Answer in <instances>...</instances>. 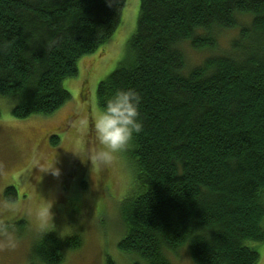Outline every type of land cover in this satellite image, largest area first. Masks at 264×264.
<instances>
[{
  "label": "trees",
  "instance_id": "1",
  "mask_svg": "<svg viewBox=\"0 0 264 264\" xmlns=\"http://www.w3.org/2000/svg\"><path fill=\"white\" fill-rule=\"evenodd\" d=\"M126 4L0 0V99L12 117H48L65 105L63 82L111 40ZM231 30L229 54L186 70L187 46L213 51ZM116 88L140 94L143 120L125 153L133 181L119 208L118 250L142 264H170L167 254L183 247L194 264H257L250 244L264 243V0H140L126 55L98 84L97 105ZM3 198L18 201L13 187ZM82 246L80 235L42 234L33 255L63 264Z\"/></svg>",
  "mask_w": 264,
  "mask_h": 264
},
{
  "label": "rangeland",
  "instance_id": "2",
  "mask_svg": "<svg viewBox=\"0 0 264 264\" xmlns=\"http://www.w3.org/2000/svg\"><path fill=\"white\" fill-rule=\"evenodd\" d=\"M139 8L140 0H127L111 40L80 59L77 75L63 82L71 98L53 115L17 120L11 115L12 104L0 99V264H41L33 244L42 234L80 235L82 248L67 255L63 264H142L118 250L124 236L119 208L133 181L126 150L103 164L93 159L99 145L85 157L98 109V84L123 61ZM236 36V30L221 31L213 51L196 52L187 46L186 70L229 54ZM8 187L17 192L15 204L3 198ZM250 246L259 254L257 264H264V243ZM167 258L170 264H194L188 247Z\"/></svg>",
  "mask_w": 264,
  "mask_h": 264
},
{
  "label": "clouds",
  "instance_id": "3",
  "mask_svg": "<svg viewBox=\"0 0 264 264\" xmlns=\"http://www.w3.org/2000/svg\"><path fill=\"white\" fill-rule=\"evenodd\" d=\"M140 104L141 96L136 90L116 88L98 106L92 126L100 146L95 154L98 163L110 162L114 155L130 148L134 138L143 132ZM48 219L51 222L50 209Z\"/></svg>",
  "mask_w": 264,
  "mask_h": 264
},
{
  "label": "flooded vegetation",
  "instance_id": "4",
  "mask_svg": "<svg viewBox=\"0 0 264 264\" xmlns=\"http://www.w3.org/2000/svg\"><path fill=\"white\" fill-rule=\"evenodd\" d=\"M89 136H90V141H88V144H89V147H90L89 151H91V149L93 151H95L97 149V147H98V143H97V141L95 139L94 133L90 132ZM87 148H88V146H87Z\"/></svg>",
  "mask_w": 264,
  "mask_h": 264
},
{
  "label": "bare ground",
  "instance_id": "5",
  "mask_svg": "<svg viewBox=\"0 0 264 264\" xmlns=\"http://www.w3.org/2000/svg\"><path fill=\"white\" fill-rule=\"evenodd\" d=\"M194 67V66H193Z\"/></svg>",
  "mask_w": 264,
  "mask_h": 264
}]
</instances>
